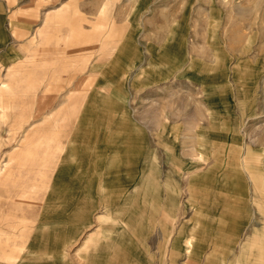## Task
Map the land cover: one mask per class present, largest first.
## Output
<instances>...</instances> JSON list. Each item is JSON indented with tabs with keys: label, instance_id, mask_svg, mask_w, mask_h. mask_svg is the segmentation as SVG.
Listing matches in <instances>:
<instances>
[{
	"label": "rangeland",
	"instance_id": "374dc122",
	"mask_svg": "<svg viewBox=\"0 0 264 264\" xmlns=\"http://www.w3.org/2000/svg\"><path fill=\"white\" fill-rule=\"evenodd\" d=\"M3 1L16 47L28 12L39 63L23 88L19 51L0 59V91L15 99L0 94L2 191L42 200L15 217L0 207V243L15 253L1 248L0 264H264V237L248 242L262 233L264 197L216 196L246 160L264 167V0ZM39 128L60 132L59 147L48 139L14 155ZM123 136L140 140L139 166L128 139L107 176ZM43 153L51 159L36 174L46 176L34 183ZM251 175L264 194V171ZM186 224L197 243L188 253Z\"/></svg>",
	"mask_w": 264,
	"mask_h": 264
},
{
	"label": "crops",
	"instance_id": "0c3cea01",
	"mask_svg": "<svg viewBox=\"0 0 264 264\" xmlns=\"http://www.w3.org/2000/svg\"><path fill=\"white\" fill-rule=\"evenodd\" d=\"M0 48L3 47V46H7L5 49H4V52H1L2 50H0V59L3 60V58H7V56L9 55H12L14 54L15 50L19 51L18 54H16V58H22V61L20 64H19V67H17L19 69V74L21 75V79L23 80V83H22V87H26V86H30V82H28V80L30 79L31 77V71L32 70H36L35 66L36 63H39V61L37 62L36 59L35 61L34 60H30V52H29V49L28 47L26 46L27 45V42H26V39L29 37V34L30 32L27 34V27L30 25V17H29V14L27 12V14L23 15L22 16V20H18V23L20 24V22L22 23V26H23V31H19V34H22V38L25 40H23V43L22 44H18V46L16 47L14 42L11 41L13 40L15 37H14V32L13 30L10 28V20L11 22H15L13 19L10 18L9 16V11H8V6L7 4H5V2H0ZM6 6H7V9H6ZM21 10H23V12L26 11H29V6L26 4L23 3V5L21 6ZM60 21L59 22H62V24H67V21H64L66 20V16H64L63 14L60 15ZM64 21V22H63ZM68 25V24H67ZM125 27V25H118L117 26V30H120V29H123ZM46 27H44V29H42L44 32H46L47 30H45ZM39 31V35L42 34L43 32ZM97 32L95 33H91L93 34H96ZM127 33V32H126ZM44 34H46V36H44ZM43 36L40 35L41 39L43 42H46L45 41V38L49 37L48 36V31L46 33H44ZM122 43H125L127 44V40H122ZM12 44V45H11ZM46 44V43H45ZM90 43L88 42L87 43V46L88 48L90 47L89 46ZM74 46V47H73ZM72 47H70V55L71 56H74L76 55V50H78V43L76 45H73ZM121 47V45H120ZM76 48V50L74 51V49ZM178 47H177V50L174 51V53H176V56H173L174 59H173V62H172V65H177L180 61V57L182 55L179 49L178 51ZM63 69H66V67H64ZM15 70V69H13ZM12 70V71H13ZM120 70V69H119ZM11 71V72H12ZM13 81L11 80L10 81V84H7L8 86V91L9 93H11V87L12 86V89L14 87V82L12 83ZM5 89V90H6ZM4 89H2L0 91V94L3 95V94H6L3 92ZM11 90V91H10ZM6 97L3 98V101H8V102H12V101H15V99L12 97L11 94H6L5 95ZM25 97H23L22 99V102H25ZM14 117V115L12 116ZM11 118V116H10ZM75 126H78L76 125L75 123ZM44 128H39V133H36V134H26V138L25 141L23 143H21V148H19L17 150L16 153H14V155H19L21 152V156L24 155V156H29L30 154V151L33 147H36V149L38 147H43L44 146V143L45 141L47 142V140H53L52 144L54 146V150H56L59 145V142H60V137H59V133H52L51 134H45L46 131L43 130ZM44 131V132H43ZM49 135V137H47ZM129 136V135H128ZM137 135H135L136 137ZM130 137V136H129ZM129 137H126V136H123L121 139L119 140H123L122 141V145L120 146H117V145H111L110 148H109V154L111 155V159H109V163H108V167L110 168L108 171H107V176H110V174L112 173V171L115 169V173L117 171L116 169V166H117V153L118 154H121L123 151L125 152V143L128 142L130 143V145L133 146L132 150L135 151L134 153V166H136V169L138 168L139 166V162H140V150H141V144H140V140L135 137L133 138H129ZM72 140V138H70ZM48 144L47 146H49L50 143H46ZM62 144V142H61ZM47 146L45 145V147L47 148ZM116 146V147H115ZM31 147V148H30ZM44 147V148H45ZM72 146H67L68 148V151H66V154H65V158L68 157V155L71 153L70 151L72 150L71 148ZM49 149V148H47ZM29 151V152H28ZM259 155V154H258ZM35 157V155L33 156ZM26 159V157L24 158ZM29 159V158H28ZM50 156L46 153H43V154H40V156H37V164H33L31 165L29 168L30 173L33 175V182L34 183H39V182H42L43 179H45V171H43V173L41 174H36L38 173L39 169H40V166H41V163L43 165V169H46V166H47V163L48 161L50 160ZM253 160H254V157H253ZM251 159V161L248 159L246 160V163L243 164V170L244 172L238 170L237 171V174H224L223 177H222V185L220 186V188L218 189V194L216 196H232V195H239V196H248L249 193L252 194V197L254 196H261V197H264V194L261 193V191L259 190V188L257 187L256 185V182L255 180L252 178V175L251 173L254 172V171H264V167L260 168V169H253V166H250V164L252 163V165H254L255 163H253V161ZM32 161V159H31ZM251 162V163H249ZM138 164V165H137ZM239 172V174H238ZM246 175V177H245ZM5 176V175H4ZM4 176H0V195H1V198H0V207L2 208V210L5 211V215L7 217H12V216H16V215H19V214H24L26 212H28V210L30 209V206L27 207V202H33V201H40L42 200V198H38L36 196H28L26 194H19L17 196H12L10 195L7 191H2L3 189V183L1 182H4ZM3 178V179H2ZM43 178V179H41ZM247 178V179H246ZM141 182H145L146 180H148L146 178L145 175H143V172L142 174L140 175V178H139ZM6 180V179H5ZM6 181H10L9 179H7ZM15 181L14 179L11 180V183ZM32 182V181H31ZM22 188H25V186H21ZM15 198L17 199V201H15ZM110 200L112 201V198L110 197L109 198V203H110ZM114 204L115 205H124L126 203H123V202H116L114 201ZM216 204V203H215ZM121 206V205H120ZM125 208V207H123ZM257 210L260 211V208L257 207ZM1 217V216H0ZM133 218H136V215L133 217ZM123 222H125V220H122ZM194 225H191V224H186L184 225L182 228L183 230L185 231L186 233V237L184 239V245H185V251L188 253L189 251H191L192 247L195 245L197 246L196 242H193V239L195 238V233H193V229H194ZM105 227V226H104ZM102 226V229L104 228ZM262 228V233L259 231L258 236L256 234L254 237L251 238V240L249 242L250 244V247H254L255 243H256V238L259 239V240H262V237H264V222H261V226ZM107 228V227H105ZM105 228L104 230L100 229V231L95 232L94 234H96V236H92L91 237V240L93 242H96L98 241L101 237L100 235L103 234V236H105ZM253 231L255 230L254 228L252 229ZM108 231V230H107ZM9 235V234H8ZM7 235V237H8ZM99 235V236H98ZM7 241L4 242L3 244L0 243V249L1 248H6V255L7 256H13L15 257V253L13 252L14 251V248H13V245L11 246V244H9V241H8V238H6ZM247 242V243H248ZM194 246V247H195ZM206 263L205 264H211V260H210V257H206ZM251 259V258H250ZM15 261V259L13 260Z\"/></svg>",
	"mask_w": 264,
	"mask_h": 264
},
{
	"label": "bare ground",
	"instance_id": "6f19581e",
	"mask_svg": "<svg viewBox=\"0 0 264 264\" xmlns=\"http://www.w3.org/2000/svg\"><path fill=\"white\" fill-rule=\"evenodd\" d=\"M198 154H199V152H198ZM254 173V172H253ZM252 178L254 179V175H252ZM123 222V221H122ZM127 229V228H126Z\"/></svg>",
	"mask_w": 264,
	"mask_h": 264
}]
</instances>
